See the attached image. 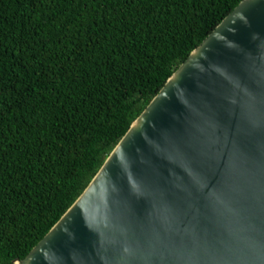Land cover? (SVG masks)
Here are the masks:
<instances>
[{
    "label": "water",
    "instance_id": "obj_1",
    "mask_svg": "<svg viewBox=\"0 0 264 264\" xmlns=\"http://www.w3.org/2000/svg\"><path fill=\"white\" fill-rule=\"evenodd\" d=\"M14 264H264V0L189 53Z\"/></svg>",
    "mask_w": 264,
    "mask_h": 264
},
{
    "label": "trees",
    "instance_id": "obj_2",
    "mask_svg": "<svg viewBox=\"0 0 264 264\" xmlns=\"http://www.w3.org/2000/svg\"><path fill=\"white\" fill-rule=\"evenodd\" d=\"M241 0H0V264L22 260Z\"/></svg>",
    "mask_w": 264,
    "mask_h": 264
},
{
    "label": "bare ground",
    "instance_id": "obj_3",
    "mask_svg": "<svg viewBox=\"0 0 264 264\" xmlns=\"http://www.w3.org/2000/svg\"><path fill=\"white\" fill-rule=\"evenodd\" d=\"M17 263V262H16Z\"/></svg>",
    "mask_w": 264,
    "mask_h": 264
}]
</instances>
